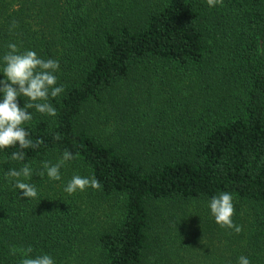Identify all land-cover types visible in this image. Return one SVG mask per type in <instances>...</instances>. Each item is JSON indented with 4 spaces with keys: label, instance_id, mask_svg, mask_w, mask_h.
<instances>
[{
    "label": "trees",
    "instance_id": "1",
    "mask_svg": "<svg viewBox=\"0 0 264 264\" xmlns=\"http://www.w3.org/2000/svg\"><path fill=\"white\" fill-rule=\"evenodd\" d=\"M9 43L57 60L64 92L49 97L56 116L28 110L33 118L22 127L42 141L37 148L0 149V264H20L22 253L10 249L28 247L31 257L47 254L54 264H238L243 229L217 228L219 244L198 246L195 233L155 202L228 192L264 210V0L214 7L207 0H0V80ZM146 62L197 69L194 84H215L223 108L168 115L148 78L135 101L128 77ZM17 102L22 108L27 98ZM65 150L75 158L61 167V179L40 177L43 162L57 163ZM21 151L23 161L11 160ZM25 163L34 199L6 178ZM74 171L101 187L69 195ZM113 198L109 220L104 213L92 222L81 212L80 200ZM233 222L243 228L238 217ZM224 245L226 258L216 254ZM254 247L262 250L250 247L245 257L264 264Z\"/></svg>",
    "mask_w": 264,
    "mask_h": 264
},
{
    "label": "clouds",
    "instance_id": "2",
    "mask_svg": "<svg viewBox=\"0 0 264 264\" xmlns=\"http://www.w3.org/2000/svg\"><path fill=\"white\" fill-rule=\"evenodd\" d=\"M222 3V0H207L210 7ZM16 22L10 27V31L16 27ZM9 51L3 56L4 67L2 73L6 77L0 80V93L3 99L0 101V149H4L16 144L21 149L37 148L42 141L37 140L35 143L28 139L29 133L22 127L25 122L32 120V113L29 109H35L41 114L56 116L57 111L49 103V97L55 98L64 92V86H56L57 77L54 73L59 69L57 60H44L37 56V53L31 50L21 53L14 43L8 44ZM27 98V102L21 108L18 106V97ZM59 139V134H57ZM71 152L65 150L57 163L51 164L48 161L43 162L41 171L38 175L43 178L45 173L50 180H60V169L66 162L74 159ZM24 153L14 152L11 154V160L23 161ZM33 176L32 168L25 163L19 170L10 168L6 172V178L15 179V188L21 190V196L28 199L37 197L35 184L24 182L30 180ZM23 178V179H22ZM99 189V181L94 177H82L73 175L68 181L64 191L69 195L86 188ZM233 197L228 192H222L218 196L212 197L209 202V208L215 222L222 228L227 227L234 229L239 233L242 228L234 224L232 216L234 215ZM21 252L23 259L20 264H54V260L47 254L31 257L29 254L32 248L27 249H10V253L15 255ZM238 264H250L245 256H240Z\"/></svg>",
    "mask_w": 264,
    "mask_h": 264
},
{
    "label": "rangeland",
    "instance_id": "3",
    "mask_svg": "<svg viewBox=\"0 0 264 264\" xmlns=\"http://www.w3.org/2000/svg\"><path fill=\"white\" fill-rule=\"evenodd\" d=\"M210 64V63H209ZM174 65H164L156 62L142 63L130 73L128 79L132 81L131 88H135L134 100L139 101L143 95L140 91V87L144 78H148L147 84L154 85L159 88V98L167 105L168 115L175 110H181L189 112L195 116H201L208 113H219L223 108L224 95H219L215 84L207 86L203 83H195L193 80L196 78L195 70L197 69H180ZM200 68V67H199ZM194 75H191V74ZM195 82H197L195 80ZM228 98L233 99L232 94ZM109 102H111L109 100ZM163 105V104H162ZM160 107V110L164 106ZM178 106V107H176ZM176 107V108H175ZM163 114V113H161ZM160 114V115H161ZM166 116V115H165ZM73 175H80L86 177L81 171H74ZM73 177V176H72ZM71 177V178H72ZM85 190H88L87 188ZM84 190V191H85ZM84 191H77L84 192ZM233 197L234 215L238 217V220L243 224V230L246 234V238L243 240L242 245H237L236 251L242 253L245 256L250 247L259 246L262 250H259L261 260L264 261V210L257 204L242 202L236 196ZM117 199V198H116ZM115 198L109 200V202L99 203L92 205L88 201L80 202L85 206L81 207V212L90 221L98 222L97 218H100L106 213V220L116 215L117 200ZM208 199H169L155 202L158 204L159 211L164 214L173 213L174 217L181 222L185 229L192 230L195 234L192 241L198 245L206 244L211 247V244H219V240L215 232L221 226L215 222L209 208ZM94 230L93 227L89 229ZM223 243V241H222ZM257 243V244H255ZM221 249L222 255L218 253L217 256H227V253H231L230 248L226 245ZM248 254V253H247ZM218 258V257H217ZM226 258V257H225Z\"/></svg>",
    "mask_w": 264,
    "mask_h": 264
}]
</instances>
